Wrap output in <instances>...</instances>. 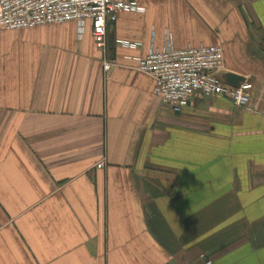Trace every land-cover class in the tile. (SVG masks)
I'll return each mask as SVG.
<instances>
[{"label":"crops","instance_id":"crops-1","mask_svg":"<svg viewBox=\"0 0 264 264\" xmlns=\"http://www.w3.org/2000/svg\"><path fill=\"white\" fill-rule=\"evenodd\" d=\"M137 3L105 53L91 21L0 31V264H264V0ZM170 38L249 105L162 103L137 65Z\"/></svg>","mask_w":264,"mask_h":264},{"label":"built area","instance_id":"built-area-1","mask_svg":"<svg viewBox=\"0 0 264 264\" xmlns=\"http://www.w3.org/2000/svg\"><path fill=\"white\" fill-rule=\"evenodd\" d=\"M137 0H0V31H24L38 27L76 23L81 33L87 22L93 24L97 48L107 49L108 24L117 21L123 12H141ZM126 47L141 45L121 42ZM115 61H104L108 74ZM225 69L224 51L220 46L176 49L172 39L162 50L152 49L138 59L137 70L152 77L155 93L174 113L183 112L197 94L223 97L238 107L246 108L251 100L247 86L231 87L221 73ZM105 167L101 162L98 169ZM204 260L205 257H202ZM206 264L211 262L206 261Z\"/></svg>","mask_w":264,"mask_h":264},{"label":"water","instance_id":"water-1","mask_svg":"<svg viewBox=\"0 0 264 264\" xmlns=\"http://www.w3.org/2000/svg\"><path fill=\"white\" fill-rule=\"evenodd\" d=\"M225 82L231 87H239L243 82H245V79L241 76L230 73L225 75Z\"/></svg>","mask_w":264,"mask_h":264}]
</instances>
